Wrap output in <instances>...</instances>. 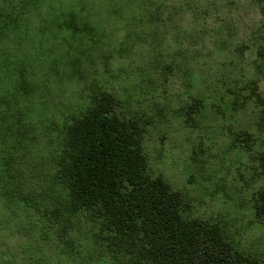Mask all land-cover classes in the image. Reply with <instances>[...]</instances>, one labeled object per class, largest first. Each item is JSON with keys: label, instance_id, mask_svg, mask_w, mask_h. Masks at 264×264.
Instances as JSON below:
<instances>
[{"label": "rangeland", "instance_id": "374dc122", "mask_svg": "<svg viewBox=\"0 0 264 264\" xmlns=\"http://www.w3.org/2000/svg\"><path fill=\"white\" fill-rule=\"evenodd\" d=\"M33 1L24 12L25 0H0V188L19 168L16 184L39 200L65 127L110 94L121 117L144 126L150 174L186 196L192 218L264 260V216L253 208L264 189L252 95L264 96L259 0ZM73 13L92 31L68 26ZM1 202L0 264H116L84 246L74 258L40 210ZM71 236L89 244L84 230Z\"/></svg>", "mask_w": 264, "mask_h": 264}, {"label": "trees", "instance_id": "16d2710c", "mask_svg": "<svg viewBox=\"0 0 264 264\" xmlns=\"http://www.w3.org/2000/svg\"><path fill=\"white\" fill-rule=\"evenodd\" d=\"M24 3V12L37 5L33 0ZM259 12L263 43L257 67L264 75V0H259ZM79 19L75 13L64 18L71 28L78 30L81 25L82 30L92 31L90 24H78ZM59 20L57 16L53 22ZM23 78L21 88L26 91L32 81ZM255 89L258 126L264 132V96ZM116 105L112 95H98L82 117L65 127L61 148L52 159V184L39 200L37 191L27 193L16 184V173L21 170L16 168L6 171L1 203L40 210L58 227V237L74 258L88 249L90 259L94 252L98 257L109 253L116 264H264L238 250L219 225L192 218L186 196L162 177L150 174L143 152L145 128L136 119L121 117ZM245 136L251 147L259 142L252 139V133L245 132ZM258 146L257 159L264 175V141ZM253 208L258 218L264 216V189L257 193ZM72 230L79 234L84 230L90 236L89 244H79V238L71 236Z\"/></svg>", "mask_w": 264, "mask_h": 264}]
</instances>
